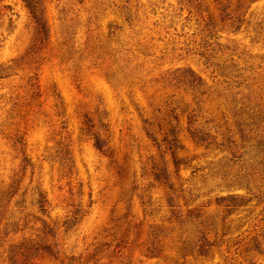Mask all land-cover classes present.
Wrapping results in <instances>:
<instances>
[{"label": "rangeland", "instance_id": "obj_1", "mask_svg": "<svg viewBox=\"0 0 264 264\" xmlns=\"http://www.w3.org/2000/svg\"><path fill=\"white\" fill-rule=\"evenodd\" d=\"M191 3L45 0L50 39L37 44L23 0L0 1V64L12 66L0 79V186L23 175L29 202L40 181L62 237L61 259L35 264H169L180 246L168 235L172 204L216 216L231 254L264 230V0L218 34ZM99 106L106 152L86 132ZM153 119L178 131L177 157L147 136ZM227 129L241 149L221 146Z\"/></svg>", "mask_w": 264, "mask_h": 264}, {"label": "trees", "instance_id": "obj_2", "mask_svg": "<svg viewBox=\"0 0 264 264\" xmlns=\"http://www.w3.org/2000/svg\"><path fill=\"white\" fill-rule=\"evenodd\" d=\"M191 1V4H197L206 30L218 34L222 29H236V25H238L240 18L245 15L249 5L257 0ZM23 2L26 4L35 24V42L37 44L45 43L50 39V27L45 17V0H23ZM11 71L12 66H5L1 63L0 79L10 76ZM38 79V74L31 75L28 79V92L38 91ZM96 115L93 124L86 123L89 125L86 127V132L92 135L94 145L106 152L111 149L108 140L102 136L103 129L108 130V123L105 121L107 113L101 110L99 106ZM227 131L229 134L221 139V146L225 147V151L229 153L241 149L242 144L236 137L237 132L229 129ZM146 134L156 140L160 148H167L168 146L173 157H177L178 149L183 148L179 144L180 140L176 128L167 130L162 120L153 119L152 122H149ZM59 144H62L65 168L71 174L76 173L70 144L65 143L63 136ZM27 151L25 144L22 150L24 160L27 164H32V157ZM161 171L165 175L166 185L171 189L172 201H174L178 196L175 195L177 190L173 183V177L164 163ZM19 175L16 174L17 178L13 180V183L0 186V261L2 264H35L44 261H58L63 254L62 237L59 220L54 219L51 214L48 194L42 189L41 182L38 181L32 190L31 200L28 202L25 195L27 189L22 193L19 192L23 182V175ZM15 197L19 199L13 202ZM229 197L244 198L240 194L229 195ZM29 205L34 210L30 211ZM172 206L175 210L171 211L172 216L166 220L170 225L168 226V235L176 236L177 234L180 246L176 250V254L169 259V264H187V257L189 256L200 264H214L217 254L222 257L223 263L217 262L215 264H262L264 262V230L254 231L245 236L239 241L240 243L245 240L242 251L231 254L229 246L223 251L222 246L225 241L220 235L224 236L225 234L219 233L216 216L198 213L192 215L191 211H188L187 214L185 212L187 210L184 211L181 207L177 208L178 204H172ZM9 213L12 218L7 217ZM15 213H18V216ZM20 223H22L21 228L9 229L12 225H20ZM189 226L191 227L188 228Z\"/></svg>", "mask_w": 264, "mask_h": 264}]
</instances>
